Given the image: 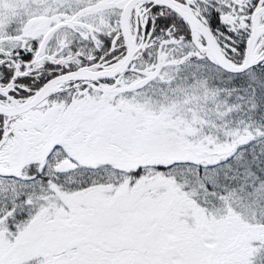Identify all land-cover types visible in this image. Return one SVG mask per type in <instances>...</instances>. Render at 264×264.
Listing matches in <instances>:
<instances>
[{"label": "snow or ice", "instance_id": "1", "mask_svg": "<svg viewBox=\"0 0 264 264\" xmlns=\"http://www.w3.org/2000/svg\"><path fill=\"white\" fill-rule=\"evenodd\" d=\"M0 264H264V0H0Z\"/></svg>", "mask_w": 264, "mask_h": 264}]
</instances>
